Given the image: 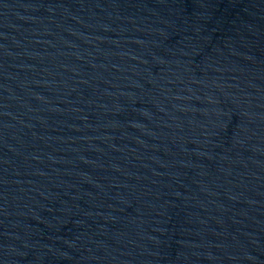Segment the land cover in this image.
<instances>
[{
	"label": "water",
	"instance_id": "obj_1",
	"mask_svg": "<svg viewBox=\"0 0 264 264\" xmlns=\"http://www.w3.org/2000/svg\"><path fill=\"white\" fill-rule=\"evenodd\" d=\"M0 264H264V0H0Z\"/></svg>",
	"mask_w": 264,
	"mask_h": 264
}]
</instances>
